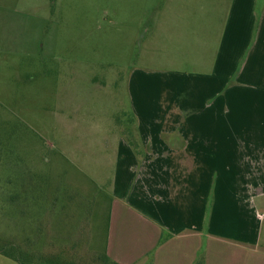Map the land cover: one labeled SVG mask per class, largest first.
<instances>
[{
  "label": "rangeland",
  "instance_id": "obj_1",
  "mask_svg": "<svg viewBox=\"0 0 264 264\" xmlns=\"http://www.w3.org/2000/svg\"><path fill=\"white\" fill-rule=\"evenodd\" d=\"M208 1L0 0V253L106 264L114 184L137 182L143 161L124 178L119 172L129 159L117 155L151 150L162 121L191 110L180 103L192 101L194 59L205 49L202 39L206 49L219 44L224 24ZM163 6L174 10L166 17L174 16L170 27L182 32L177 40L169 29L154 33ZM244 89L241 106L206 111L204 125L195 119L198 131L216 141L201 159L212 173L197 174L198 184L211 189V205L222 197L215 188L236 181L233 171L238 177L246 145L238 133L259 120L253 89ZM220 90L213 88L214 102H225L228 89ZM180 128L188 126L175 133L161 128L172 148L183 144ZM260 213L264 243V207Z\"/></svg>",
  "mask_w": 264,
  "mask_h": 264
},
{
  "label": "crops",
  "instance_id": "obj_2",
  "mask_svg": "<svg viewBox=\"0 0 264 264\" xmlns=\"http://www.w3.org/2000/svg\"><path fill=\"white\" fill-rule=\"evenodd\" d=\"M208 2L214 7L211 12L224 15V24L217 34L218 45L206 49L207 41L202 39L204 49L200 43L201 53L194 59L195 71L190 75L194 81L187 85L192 101L180 103L182 110H191L172 123L162 121L160 131L150 137L149 141L155 143L151 150L137 153L127 149L117 155L122 160L129 159V165L119 172L125 174L124 178L137 174L133 167L138 158L143 161L137 182H126L119 188L114 184L116 195L110 204L105 255L116 263L195 264L204 252L205 264H264L260 229V211L264 207V1ZM168 4L172 6L175 0ZM164 7L154 33L160 28L169 29L167 36L175 37L176 33L177 40L182 32L170 27L174 16L166 17L174 10ZM214 87H227L225 102L213 101L217 95ZM244 88H250L247 92L253 89V106L258 107L259 120L255 117L249 130L244 128L238 133L246 142L240 150L238 177L233 171L236 181L215 188L216 196L222 197L211 205L206 197L210 188L205 183L198 184L197 174L198 169L212 173L208 160L201 159L209 158L206 151L216 141L198 128L206 123V111L223 113L230 102L241 106ZM197 116L204 120L202 125L196 122ZM179 126L188 129L180 128L183 133L176 139L183 144L172 148L163 141L161 128L165 133H175ZM222 151L223 155L225 149ZM199 179L203 182L205 177ZM0 258L3 264H20L3 253Z\"/></svg>",
  "mask_w": 264,
  "mask_h": 264
},
{
  "label": "trees",
  "instance_id": "obj_3",
  "mask_svg": "<svg viewBox=\"0 0 264 264\" xmlns=\"http://www.w3.org/2000/svg\"><path fill=\"white\" fill-rule=\"evenodd\" d=\"M10 250H11V248H10ZM2 253L4 255L8 256V257L15 258L18 262H20V264H51L52 263V261H51L52 259L50 260V263L37 262L36 258L33 259V257H30L29 253L25 254L24 256H21V255L18 256V254H15V253L9 251V249H7L5 252H2ZM105 258H106V260H104V261H105L106 264H119V263H116V262L111 261L110 259H108V257L106 255H105ZM86 264H92V263L88 262ZM97 264H102V263L99 262ZM195 264H205V254H204V252L200 253V255L198 256V258H197V260L195 262Z\"/></svg>",
  "mask_w": 264,
  "mask_h": 264
}]
</instances>
